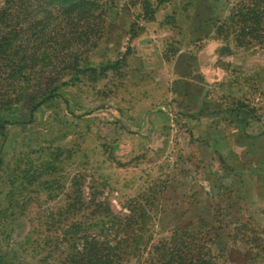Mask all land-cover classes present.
<instances>
[{
  "label": "rangeland",
  "instance_id": "rangeland-1",
  "mask_svg": "<svg viewBox=\"0 0 264 264\" xmlns=\"http://www.w3.org/2000/svg\"><path fill=\"white\" fill-rule=\"evenodd\" d=\"M146 1L155 9L152 15L143 9ZM239 1L168 0L155 8L157 0H101L112 3L115 13L100 31L98 46L87 53V63L82 62L88 70L69 81L63 97L41 108L33 122L8 128L5 162L16 168L22 156L37 167L44 155L36 150L56 146L63 161L56 174L64 180L87 174L89 185L90 178L97 179L99 193L87 187L86 195L95 192L118 214L126 212L122 201L142 191L148 180L162 179L152 238L232 202V212L239 213L228 217L214 242L217 264H264L259 256L251 258L256 252L247 242L254 234L264 238V141L248 142L264 138V43L237 45L235 24L228 19ZM225 45L232 54H219ZM233 100L255 109L239 116L224 110ZM18 115L29 119L25 108ZM212 145L235 175L219 169ZM256 159L261 169L249 168ZM5 174H0V205L11 200L1 181ZM228 187L238 191L236 201ZM35 188L29 196L41 195ZM22 207L18 197L16 219L0 235L9 264H64L62 243L49 251L35 247V234L23 242L31 235L33 214L25 215Z\"/></svg>",
  "mask_w": 264,
  "mask_h": 264
},
{
  "label": "trees",
  "instance_id": "trees-1",
  "mask_svg": "<svg viewBox=\"0 0 264 264\" xmlns=\"http://www.w3.org/2000/svg\"><path fill=\"white\" fill-rule=\"evenodd\" d=\"M166 1L157 0L155 8ZM113 7L112 3L108 6L101 0H0V174L6 173L1 181L6 182L11 198L2 200L4 204L0 205V235L5 233L7 223L11 225L16 219L13 214L19 197L21 212L27 216L33 214L29 216L33 222L31 235L23 242L35 234V247L49 251L62 243L64 264H217L219 255L213 248L214 242L219 231L228 225V217L239 213L232 212V202H226L222 212L215 209L201 214L196 222L175 226L167 235L152 238L150 222L161 212L162 179L148 180L142 191L122 201L126 212L118 214L111 210L108 201L97 198L100 191L97 179L90 178L89 185L87 174H74L65 180L56 174L57 167L63 163L56 154L59 150L56 146L52 150L49 147L36 150L44 155L37 167L32 159L24 160L22 156L16 160V168L5 162L3 146L8 128L33 122L41 108L63 97L69 81L83 77L88 67L82 66V62L86 64L87 53L98 46L100 31L111 25ZM143 9L149 15L155 11L147 1ZM228 21L235 24L232 31L237 45L245 46L251 41L264 43V0L237 2ZM129 32L135 36L133 27ZM128 53L129 50L125 55ZM219 54L227 56L232 50L225 45ZM58 74L65 78L59 80ZM259 74L255 73V78ZM21 108L26 109L28 120L19 117ZM254 109H248L241 100H233L232 106L224 110L239 116L242 112L251 114ZM252 139L248 142L264 141V138ZM212 147L219 169L235 175L237 172L217 146ZM259 163V159L253 160L249 168L254 169L255 165L260 168ZM24 165L35 169L32 172ZM246 174H242L243 180ZM34 185L41 195L29 196ZM87 187L94 188L96 193L90 191L87 196ZM227 190H233L231 200L237 197V190L232 187ZM218 197L222 196L218 194ZM51 200L53 205L46 206ZM246 222L239 224L238 232H244ZM247 242L256 252L251 258L259 256L264 260V238L254 234ZM0 264H9L2 249Z\"/></svg>",
  "mask_w": 264,
  "mask_h": 264
}]
</instances>
